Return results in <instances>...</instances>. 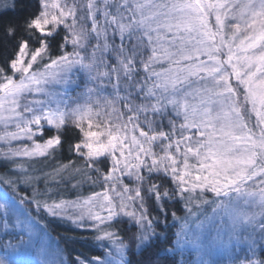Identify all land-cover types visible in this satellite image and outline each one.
Listing matches in <instances>:
<instances>
[{
	"label": "snow or ice",
	"instance_id": "1",
	"mask_svg": "<svg viewBox=\"0 0 264 264\" xmlns=\"http://www.w3.org/2000/svg\"><path fill=\"white\" fill-rule=\"evenodd\" d=\"M0 186V264H264V0H11Z\"/></svg>",
	"mask_w": 264,
	"mask_h": 264
},
{
	"label": "trees",
	"instance_id": "2",
	"mask_svg": "<svg viewBox=\"0 0 264 264\" xmlns=\"http://www.w3.org/2000/svg\"><path fill=\"white\" fill-rule=\"evenodd\" d=\"M5 5L10 6L11 5V0H0V10H2ZM67 146H65V153L64 156H58L57 159L52 160H42L39 161L35 164V167L37 168H43L45 171L50 170L51 168H54L57 166L58 163H66L67 162V151H66ZM74 159V157H73ZM101 188L100 186H97L96 188H91L88 185H85L82 189L83 195L87 196L91 191H100ZM10 193L11 191L8 190ZM12 194V193H11ZM64 198L66 199H74L76 198V195L72 192H64L63 193ZM60 197L57 196V199ZM210 211V209H209ZM182 214V213H179ZM45 221L47 222V233L55 238L60 245V247H65L64 241L61 239L62 237L66 235H71L72 232L69 228L58 225L56 220L50 219L49 217L45 216ZM68 251H85V249L81 248L79 244H73V245H68ZM93 253L95 254V249L92 250ZM65 258L67 259V253L65 254Z\"/></svg>",
	"mask_w": 264,
	"mask_h": 264
},
{
	"label": "rangeland",
	"instance_id": "3",
	"mask_svg": "<svg viewBox=\"0 0 264 264\" xmlns=\"http://www.w3.org/2000/svg\"><path fill=\"white\" fill-rule=\"evenodd\" d=\"M253 119H254V116H253ZM5 191H7L8 195H12L5 188V186H0V192H5ZM69 200H72V199H69ZM71 211H72V209H69V212H71ZM50 219H52V218H50ZM53 220H56L58 225L67 227V228H69L71 230L70 225L66 221H61V220H58V219H53ZM3 236H4L3 227H2V225H0V239H2ZM46 238H47L48 242L50 243L52 249H55L56 245L58 244L57 240L55 238H53L52 236H50L48 233H47V237ZM13 242H15V241H13ZM243 255H244V252H243L242 248H239L236 251H233L231 248H229L227 250L221 249V250H219L217 252H214L211 257H206V258H210V259L216 260V261L219 262V264H233V260L237 256L243 257ZM44 258L45 257L41 256L39 254V252H37V251L31 252V254L29 256V259H31L32 264H40V261L43 260ZM185 259H187L189 261V264H194V262L197 259V257L195 255V253H193L191 255L185 254Z\"/></svg>",
	"mask_w": 264,
	"mask_h": 264
}]
</instances>
